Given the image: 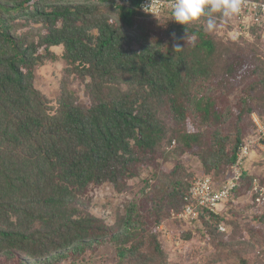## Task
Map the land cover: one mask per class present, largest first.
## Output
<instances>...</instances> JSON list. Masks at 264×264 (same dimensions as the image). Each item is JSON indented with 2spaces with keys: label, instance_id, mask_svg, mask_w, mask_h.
Here are the masks:
<instances>
[{
  "label": "trees",
  "instance_id": "16d2710c",
  "mask_svg": "<svg viewBox=\"0 0 264 264\" xmlns=\"http://www.w3.org/2000/svg\"><path fill=\"white\" fill-rule=\"evenodd\" d=\"M142 2L0 0V264L74 262L106 244L114 264H169L159 228L185 206L193 173L183 156L197 157L218 187L240 146L264 141L254 120L264 124L257 29L231 36L233 16L209 34L204 19L184 26ZM59 60L49 98L40 70ZM246 164L226 204L264 201ZM257 179L264 186V172ZM103 185L125 196L107 216L94 202ZM191 204L196 220L175 218L202 225L220 253L250 264L245 254L256 251L264 264V216L248 240L225 202L220 213ZM224 221L234 226L228 236Z\"/></svg>",
  "mask_w": 264,
  "mask_h": 264
},
{
  "label": "rangeland",
  "instance_id": "374dc122",
  "mask_svg": "<svg viewBox=\"0 0 264 264\" xmlns=\"http://www.w3.org/2000/svg\"><path fill=\"white\" fill-rule=\"evenodd\" d=\"M240 31L231 30L230 35L237 37ZM58 53H61V48H56ZM64 67V63L59 60L57 62H49L46 67H43L40 70V77L38 78V87L45 92L49 98H53L59 87V77L61 76V70ZM76 86V82H74ZM254 120L259 127L257 116L254 114ZM260 121V122H259ZM262 123V122H261ZM247 164L245 165L247 169H251L250 174L255 175V184H259L261 187H264L260 184L259 176L264 172V146L263 148L256 147L247 157ZM183 162L187 165L188 169L193 173V179L205 176L203 173L202 165L199 163L197 157L192 154H185L183 156ZM244 167V166H243ZM242 170V169H241ZM264 191V188H261ZM120 200L125 199V196L118 195L114 192L112 185H103L98 190V194L94 200L96 204V211L99 215L107 216L113 211L114 205ZM252 195H243V196H233V199H230V202L226 204L225 208L226 217H230V220L236 219L238 222H241L242 231L241 234H246V239H257L259 234L246 233L249 228L258 226L257 219L258 217L264 216V201L260 204L252 205L250 202ZM251 204V205H250ZM222 205V204H221ZM219 205L217 213H220L222 209ZM223 206V205H222ZM231 210V211H230ZM233 210V212H232ZM216 213V212H215ZM225 214V213H223ZM198 216L186 219V220H196ZM198 226V227H197ZM187 224L183 221L180 222L175 218V214H171L168 219L160 226L162 239L164 240L165 246V256L169 260V264H243L238 257H233L232 254L220 253V245L214 243V240L207 242L203 239L200 230L203 226L198 224ZM224 226V231L220 228ZM219 229L224 236H228L229 232L234 228L232 223L224 221L220 224ZM187 229L192 230V237L188 240L183 238V232ZM264 232L263 229L259 230V233ZM114 246L113 244H106L101 247L97 253L89 252L86 256L77 259L73 262L71 259H67L62 264H114ZM250 260V264H258V260L255 257L259 256V252H250L245 254ZM164 256V257H165ZM255 259V260H254Z\"/></svg>",
  "mask_w": 264,
  "mask_h": 264
},
{
  "label": "built area",
  "instance_id": "2783aa9c",
  "mask_svg": "<svg viewBox=\"0 0 264 264\" xmlns=\"http://www.w3.org/2000/svg\"><path fill=\"white\" fill-rule=\"evenodd\" d=\"M122 1L129 2L130 0ZM172 2L173 0H143L142 8L146 12L159 14L165 9H170ZM234 18L237 29L240 32H248L251 28H256L264 40V0H241V11L239 14L235 15ZM259 129L260 132L264 134V124L261 122L259 123ZM263 146L264 141L260 136L251 138L246 143H243L238 153V161L233 166V176L218 187H215L209 175L195 178L185 197V206L180 212L176 213V216L184 219L192 218V216H199V211L195 208L196 206L191 203L206 207L212 212H218L219 205L229 200L235 186V180L240 176L241 169L245 161L248 160L247 157L254 148H263ZM220 228L222 230L225 229L224 226H220Z\"/></svg>",
  "mask_w": 264,
  "mask_h": 264
},
{
  "label": "clouds",
  "instance_id": "9594fccd",
  "mask_svg": "<svg viewBox=\"0 0 264 264\" xmlns=\"http://www.w3.org/2000/svg\"><path fill=\"white\" fill-rule=\"evenodd\" d=\"M240 11L241 0H173L170 6L171 19L176 23L186 26L204 19L203 30L209 34L216 31L218 23L226 24Z\"/></svg>",
  "mask_w": 264,
  "mask_h": 264
}]
</instances>
